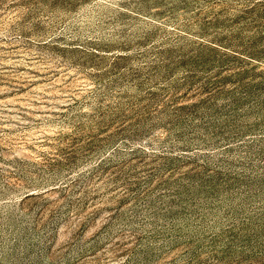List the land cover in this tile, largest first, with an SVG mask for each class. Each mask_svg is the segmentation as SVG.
I'll return each instance as SVG.
<instances>
[{
    "label": "rangeland",
    "instance_id": "374dc122",
    "mask_svg": "<svg viewBox=\"0 0 264 264\" xmlns=\"http://www.w3.org/2000/svg\"><path fill=\"white\" fill-rule=\"evenodd\" d=\"M0 264H264V0H0Z\"/></svg>",
    "mask_w": 264,
    "mask_h": 264
}]
</instances>
